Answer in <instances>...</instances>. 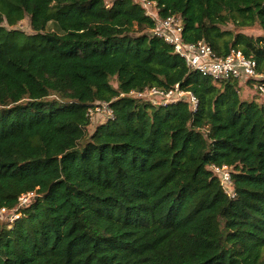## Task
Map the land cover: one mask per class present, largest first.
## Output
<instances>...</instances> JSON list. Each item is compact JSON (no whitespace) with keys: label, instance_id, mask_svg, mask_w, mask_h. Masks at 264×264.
<instances>
[{"label":"trees","instance_id":"1","mask_svg":"<svg viewBox=\"0 0 264 264\" xmlns=\"http://www.w3.org/2000/svg\"><path fill=\"white\" fill-rule=\"evenodd\" d=\"M150 1L264 73V0ZM24 18L32 35L3 26ZM153 25L134 0H0V208L37 194L0 221V264H264V103L189 69ZM176 83L195 110L128 94ZM97 101L114 118L89 132Z\"/></svg>","mask_w":264,"mask_h":264},{"label":"built area","instance_id":"2","mask_svg":"<svg viewBox=\"0 0 264 264\" xmlns=\"http://www.w3.org/2000/svg\"><path fill=\"white\" fill-rule=\"evenodd\" d=\"M140 4L144 13L154 21L150 33L170 44L173 52L178 54L185 65L200 75L208 77L213 81L236 80L239 85L250 83L255 90L257 98L264 103V73L257 71L256 60L245 56L240 50L232 49L227 55L219 56L212 49L211 45L203 40L195 43L187 42L182 37L183 22L179 15L159 17L157 6L154 1L134 0ZM152 7V8H150ZM129 95L143 98L153 104L165 105L177 101H187L193 110L198 105L197 97L187 90L180 88L176 83L168 89L156 86H147L142 90H131ZM106 112L105 122L114 118L109 102L97 101L88 108L87 115L91 119L93 113ZM211 170L220 178L223 191L231 198L235 197L233 188L232 169L227 165H211ZM36 191H26L18 196L17 205L13 208L1 207L0 218L7 213V220L13 222L20 216V209L29 204L31 198L36 197ZM1 220V219H0ZM2 221V220H1Z\"/></svg>","mask_w":264,"mask_h":264},{"label":"rangeland","instance_id":"3","mask_svg":"<svg viewBox=\"0 0 264 264\" xmlns=\"http://www.w3.org/2000/svg\"><path fill=\"white\" fill-rule=\"evenodd\" d=\"M105 1H106V3H109V0H105ZM150 8H152V7H150ZM3 26L7 30H11V29L18 30L24 36L33 34V31L29 25V19L28 18L22 19L19 23H17L14 26H9L6 23H3ZM51 28H53L52 24H49L47 29H51ZM227 28H230V25H228ZM241 32L248 34V35H253V36L259 34V30L257 28H254V27L243 29V30H241ZM239 95L242 99H247V100H250L254 96L257 97V95L255 94V90L250 83L240 84ZM105 115H106V112L103 111V109H101V111H99V114L93 113V115L90 119V124L87 127L88 131L92 132L96 125L101 124V123H105V119H106ZM32 201H33V198H31L29 200V203H31ZM6 216H7V213L4 214L2 216V218H0V219L2 221H6L7 220Z\"/></svg>","mask_w":264,"mask_h":264}]
</instances>
